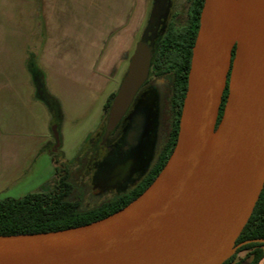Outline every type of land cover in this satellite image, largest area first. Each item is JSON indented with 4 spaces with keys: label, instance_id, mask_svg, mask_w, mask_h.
<instances>
[{
    "label": "water",
    "instance_id": "1",
    "mask_svg": "<svg viewBox=\"0 0 264 264\" xmlns=\"http://www.w3.org/2000/svg\"><path fill=\"white\" fill-rule=\"evenodd\" d=\"M234 1L205 0L178 141L153 184L92 224L0 237V264H223L239 247L264 243L236 246L264 187V0H241L243 18L232 13ZM156 11L157 3L151 22ZM151 59L140 42L107 134L147 80ZM53 134L57 152V125Z\"/></svg>",
    "mask_w": 264,
    "mask_h": 264
},
{
    "label": "rangeland",
    "instance_id": "2",
    "mask_svg": "<svg viewBox=\"0 0 264 264\" xmlns=\"http://www.w3.org/2000/svg\"><path fill=\"white\" fill-rule=\"evenodd\" d=\"M151 3L0 0V200L20 199L49 188L56 167L75 188L81 186L92 164V141L106 119L105 105L128 72ZM234 4L241 11L247 9L241 0ZM44 7L49 16L44 15ZM27 51L32 81L28 70L22 71ZM8 58L14 63L6 66ZM2 69L11 70L13 79L4 76ZM35 73L44 96L55 103L54 112L36 96L39 87L32 86ZM169 86L167 79L158 83L163 108ZM24 100L31 128L16 135L14 145L7 144L12 139L6 134L8 119L13 114L18 119ZM9 106L14 108L11 112ZM54 125L61 143L57 152L53 151ZM20 139L24 142L19 143Z\"/></svg>",
    "mask_w": 264,
    "mask_h": 264
},
{
    "label": "flooded vegetation",
    "instance_id": "3",
    "mask_svg": "<svg viewBox=\"0 0 264 264\" xmlns=\"http://www.w3.org/2000/svg\"><path fill=\"white\" fill-rule=\"evenodd\" d=\"M200 2L204 8L205 0H152L139 41L151 49L149 76L116 128L107 134L111 103L104 124L96 135L97 140L92 141V164L85 171L81 186L73 188L75 198L84 208L124 205L147 185L157 170L170 141L175 121L173 97L179 88L175 86L173 71L158 65L157 60H162L156 57L172 32L179 36L180 32H192L198 26L197 39L203 11L202 8L198 15ZM155 3L157 11L151 22ZM34 77L39 87L38 95L43 99L40 78L37 73ZM165 79L170 81V86L163 108L158 83Z\"/></svg>",
    "mask_w": 264,
    "mask_h": 264
},
{
    "label": "trees",
    "instance_id": "4",
    "mask_svg": "<svg viewBox=\"0 0 264 264\" xmlns=\"http://www.w3.org/2000/svg\"><path fill=\"white\" fill-rule=\"evenodd\" d=\"M203 2V0H202ZM203 5L199 4L197 13L199 15ZM198 26L192 32H175L163 42L162 49L156 58L158 65L170 68L175 75V86L179 88L173 97L175 103V121L172 128L169 144L160 160L157 170L152 175L147 185L137 193L133 199L122 206H102L94 209H86L80 200L75 198L74 186L70 183L67 174H60L56 167V174L50 187L34 194H29L20 199L6 198L0 200V237L22 236L42 233H51L74 229L103 220L136 201L156 180L167 165L178 141L180 123L183 113L184 102L188 90L189 73L193 49ZM235 57V50L233 58ZM229 88L227 87L223 96L219 119L220 124L224 109L228 100ZM110 96L105 105L108 112L114 99ZM42 101L51 112L55 111V103L44 96ZM264 239V187L260 194L255 209L245 225L242 233L236 241V246L248 241ZM245 253L243 258H239ZM264 259V243L251 242L238 248V250L223 264H260Z\"/></svg>",
    "mask_w": 264,
    "mask_h": 264
},
{
    "label": "crops",
    "instance_id": "5",
    "mask_svg": "<svg viewBox=\"0 0 264 264\" xmlns=\"http://www.w3.org/2000/svg\"><path fill=\"white\" fill-rule=\"evenodd\" d=\"M48 10L49 9H47V7H44V12L43 13H44L45 16H47V15L49 16V12L47 13ZM28 53H29V51H27V53L25 54V57L23 59L22 71H23V73H25L28 70L29 75H30V81H32L31 79H33V78H31V77H33V75H32V71H31V69L29 68V65H28V60H29V54ZM11 61L13 62V60H11ZM12 62H10V58H8L4 65L9 66ZM10 72H11V70L2 69V73H4V76H6V77H8L10 79H13V74L10 73ZM37 75L39 76L38 73H37ZM0 77H1V72H0ZM34 82L36 83L35 77H34ZM32 86L37 88V84L34 85L32 83ZM36 88H34V91H35ZM28 89H29V94H28L27 97L30 100L31 96H32L31 86ZM36 91H37V89H36ZM35 93L36 92H34V94ZM36 96H39V95H36ZM37 100H39V97L37 98ZM19 108H20V112H19L18 119L14 116V114H13L11 119H8L9 124L7 126L6 134L8 135V137L11 135L12 139L10 141H8L7 144L14 145L15 144V136L16 135L22 136V135L25 134L26 130L29 131L30 128H31L30 112L28 113V115L26 114V102H25V100H24V102L21 103ZM13 109H14L13 107L9 106V112H11ZM9 118H10V116H9ZM23 142H24V139L23 140L22 139L19 140V143H23ZM243 257L239 256V258H243ZM260 264H264V259L261 261Z\"/></svg>",
    "mask_w": 264,
    "mask_h": 264
},
{
    "label": "bare ground",
    "instance_id": "6",
    "mask_svg": "<svg viewBox=\"0 0 264 264\" xmlns=\"http://www.w3.org/2000/svg\"><path fill=\"white\" fill-rule=\"evenodd\" d=\"M240 11H241V7H240V6H238V5H234V6L232 7V13H233V14H239Z\"/></svg>",
    "mask_w": 264,
    "mask_h": 264
}]
</instances>
